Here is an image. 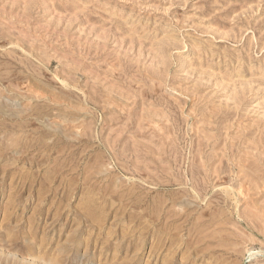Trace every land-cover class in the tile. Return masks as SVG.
<instances>
[{
  "label": "rangeland",
  "instance_id": "rangeland-1",
  "mask_svg": "<svg viewBox=\"0 0 264 264\" xmlns=\"http://www.w3.org/2000/svg\"><path fill=\"white\" fill-rule=\"evenodd\" d=\"M0 264H264V0H0Z\"/></svg>",
  "mask_w": 264,
  "mask_h": 264
}]
</instances>
